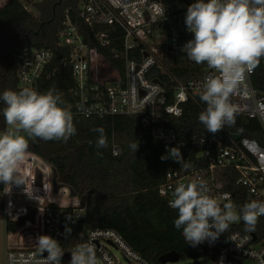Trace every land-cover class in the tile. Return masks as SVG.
<instances>
[{"label": "built area", "instance_id": "obj_1", "mask_svg": "<svg viewBox=\"0 0 264 264\" xmlns=\"http://www.w3.org/2000/svg\"><path fill=\"white\" fill-rule=\"evenodd\" d=\"M194 2L79 0L77 20L67 8L56 41L68 51L61 62L71 67L74 78L70 89L72 111L87 118L136 115L141 130L166 149L190 146L195 151L191 168L168 169L157 187L167 203L178 184L188 183L197 176L207 181L211 195L221 205L225 196L237 205L253 199L264 200V91L253 84L254 70L245 74L241 92L232 96L231 102L237 106V114L259 122L263 142L225 129L184 140L170 125L171 118L183 115L186 102H201L199 93L205 76L182 80L171 70L198 65L181 51L193 38L187 31L185 15ZM161 10L164 16L160 15ZM109 27H117L122 32L120 47H113L110 57L102 51L111 47ZM12 54L18 90L24 87L38 90L39 80L52 62L54 52L47 47L24 45L13 47ZM174 57L185 60L176 62ZM262 67L264 70V58ZM205 70L207 74L211 71L208 67ZM82 104L89 115L79 111ZM233 133H239L240 137L235 139ZM119 151L114 144L113 154ZM36 170L41 172V184H37ZM19 175L25 185L1 186L3 213L6 220L33 215V219H27L19 228L26 230L31 244L22 243L24 233L19 239L21 244L6 247L4 264H44L36 242L40 235L53 236L60 241L65 253H70L72 248L66 243L75 230L84 225L80 219L84 217L88 194L72 196L70 186L64 183L55 191L52 166L33 152H27ZM242 224V221L232 224L214 243H202L210 249V264H220L221 260L223 264H247L246 260L264 264V234L258 236L255 232L243 231L238 228ZM66 228L71 229L70 234H65ZM84 242L95 245L97 264H154L113 228H86ZM213 249L216 252L211 256ZM62 264L70 262L62 261Z\"/></svg>", "mask_w": 264, "mask_h": 264}, {"label": "trees", "instance_id": "obj_2", "mask_svg": "<svg viewBox=\"0 0 264 264\" xmlns=\"http://www.w3.org/2000/svg\"><path fill=\"white\" fill-rule=\"evenodd\" d=\"M0 6V93L5 89L18 90L15 60L12 48L31 45L47 47L54 52L52 62L43 72L38 91L45 92L56 89L67 104L73 108V97L70 89L74 78L69 65L61 60L68 56L65 47L56 41V33L62 25L64 12L71 9L74 20H77V4L79 0H7ZM27 6H32L35 13ZM111 47L102 49L110 57L114 47H120L121 30L109 27ZM260 64L254 69L252 81L255 87L264 91V70ZM176 62L183 63L184 58L174 57ZM116 65V61H113ZM206 64L196 67L181 66L171 68L182 80H190L207 74ZM1 109L4 107L0 102ZM206 105L190 100L184 104L181 117L171 118L179 137L188 140L192 135H208L198 115ZM73 112V111H72ZM74 114L77 132L64 141H44L36 138L29 140L28 151L39 155L43 160L55 167L58 181L72 187L77 194H88L87 206L83 213L86 228L106 227L117 230L135 250L154 264L159 257L169 251L180 255L181 263L177 264H210L209 248L200 244L192 247L187 244L174 227L176 210L169 207L166 199L157 190L170 168H181L173 159L162 160L167 150L160 142L140 128V119L136 115H112L105 117H83ZM103 126L108 138V147L100 149L97 155L95 142L98 133L92 129ZM6 124L0 114V130ZM225 130L239 132L242 136L263 142V131L256 119L236 114L235 122ZM138 141L137 151L129 145ZM89 141L92 143L90 144ZM116 144L120 151L112 152ZM183 159L193 162L195 151L186 145L180 148ZM27 219L28 214L18 220H6L8 233L16 232ZM246 231L244 224L238 227ZM258 236L264 234V216L260 217L254 231ZM216 249L211 251V256ZM179 260V261H180Z\"/></svg>", "mask_w": 264, "mask_h": 264}, {"label": "clouds", "instance_id": "obj_3", "mask_svg": "<svg viewBox=\"0 0 264 264\" xmlns=\"http://www.w3.org/2000/svg\"><path fill=\"white\" fill-rule=\"evenodd\" d=\"M164 14L161 10L160 15ZM185 25L193 38L181 51L189 60L206 64L211 70L205 75L199 93L206 107L198 120L207 132L216 134L234 124L238 108L231 97L240 94L245 74L251 73L264 57V0H195L187 8ZM0 102L4 105L0 114L6 124L5 130L0 131V184L5 187L24 184L19 170L27 155L29 140L67 142L77 132L74 114L54 88L45 92L32 87L5 89L0 93ZM79 111L90 114L83 104ZM92 131L99 134L95 147L97 155H102L99 150L108 147L105 129L100 126ZM129 147L136 152L138 141ZM161 159H173L185 170L191 168L179 147L168 148ZM168 204L177 212L173 221L175 229L192 247L205 241L214 243L232 224L241 221L246 231L254 232L259 218L264 216V200L253 199L237 205L225 196L221 205L211 195L207 181L199 176L178 184ZM70 232V228L65 229L66 235ZM36 242L44 264H62L65 251L58 239L40 235ZM70 253V264H97L95 245L91 242L77 243Z\"/></svg>", "mask_w": 264, "mask_h": 264}, {"label": "rangeland", "instance_id": "obj_4", "mask_svg": "<svg viewBox=\"0 0 264 264\" xmlns=\"http://www.w3.org/2000/svg\"><path fill=\"white\" fill-rule=\"evenodd\" d=\"M5 2H7V0ZM3 3H4V0H0V6ZM28 8L32 12L35 13V10L31 5L28 6ZM0 131H3V130H0ZM1 186H2V184H0V264H4V254H5V249L7 246L21 244L19 242V239L22 235H24V233H25V236L22 238V243L29 245V244H31V242H30V240H28L30 237H27V234H26L27 232L24 229H19L13 233L12 232L8 233L6 231V229H5L6 218H5L4 213H3L4 198L2 195ZM85 230H86V227L84 225L79 227L77 230H75L73 235L70 236L68 242L66 243V246L68 248H73L77 243L84 242ZM181 262H182V260L175 262V263L168 262L166 264H177V263H181ZM245 262L247 264H256V262L253 260H246Z\"/></svg>", "mask_w": 264, "mask_h": 264}, {"label": "water", "instance_id": "obj_5", "mask_svg": "<svg viewBox=\"0 0 264 264\" xmlns=\"http://www.w3.org/2000/svg\"><path fill=\"white\" fill-rule=\"evenodd\" d=\"M232 135L235 139H238L240 137L239 133H233ZM52 170H53L54 190L58 191V189L63 184L58 181V173H57L56 168L52 167ZM36 180H37V184H41V172L39 170H36ZM70 190H71L72 196L77 195V192L72 187H70ZM80 223L84 224L85 219L81 218ZM253 236L256 237V234L253 233ZM70 260H71V253H64V255L62 257V261L63 262H70ZM158 260H159L160 264H166L168 262L175 263V262H178L180 260V255L177 252L172 250V251H169V252L162 254Z\"/></svg>", "mask_w": 264, "mask_h": 264}, {"label": "crops", "instance_id": "obj_6", "mask_svg": "<svg viewBox=\"0 0 264 264\" xmlns=\"http://www.w3.org/2000/svg\"><path fill=\"white\" fill-rule=\"evenodd\" d=\"M27 152H30V151H27Z\"/></svg>", "mask_w": 264, "mask_h": 264}]
</instances>
